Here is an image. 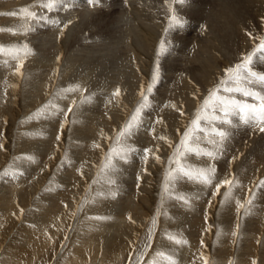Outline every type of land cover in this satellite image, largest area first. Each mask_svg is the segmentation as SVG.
Wrapping results in <instances>:
<instances>
[{"label":"bare ground","instance_id":"6f19581e","mask_svg":"<svg viewBox=\"0 0 264 264\" xmlns=\"http://www.w3.org/2000/svg\"><path fill=\"white\" fill-rule=\"evenodd\" d=\"M22 1L24 2V0H21V2ZM101 1L102 0H97V2L94 4H90V5L87 4V6H85L84 8L81 7L80 11L78 12L75 10H72L70 14H67L65 12V18L63 17L64 21L62 20L64 22V24L61 26L62 30L59 29L61 33L57 34L56 32H54V34H56V37H57L56 40H54L55 43L54 44L52 43L53 45H51L52 41L50 42L49 40L50 46L47 49L45 47L44 48L39 47L37 46L38 44L36 45L35 43H32L34 45H29L30 43L27 42V39L29 37L28 34H31L33 31L32 30L33 28L32 29L29 28L31 24L34 25L35 31L37 30L38 33H42L43 36H47L49 30L48 29L46 30L45 29L46 27L43 26L46 22V19H41L38 21L31 20L25 17L22 13H20L19 10L22 8L17 7L19 5L18 0H6V7L9 9H7L8 11H6V9L5 10L2 9L3 12L2 11L1 12L2 13L16 12V15L2 14V16L0 17V24H1L0 27L3 25V27L6 28V29L4 28L5 30L3 31H4V38L7 40L6 43L2 42L3 43L2 45L5 44L4 46H5L6 51L5 53L1 55V57L3 56V59H4L6 54H8L7 49L9 48V46H15L17 48H22L24 45H27L28 49H30L31 51H30V54L27 56H23V54H21L17 59L13 58L10 61L7 59V56H6V59H4L2 62V65L0 64V74L1 72L5 74L9 73V75L12 76L13 73L15 72L19 59H23V66H22L23 70L22 69L21 70L25 74L23 76L24 77L23 80L25 81L24 85L26 86V88L25 89L23 88L21 93L24 97L27 96L25 97V101L28 102L33 99L35 101V98L40 97V96L43 98V95L41 94L43 92H46V94L44 93L45 98L47 97L49 99V104L48 106L46 105V107L50 109V108H55L56 106V108H58V110L56 111H59L62 113V115L60 116L54 115L53 117V114H52L50 118L46 117V119L48 118L49 120L51 119L52 121L49 122L46 120L47 122L44 123V125L45 124L47 125L46 126L47 131L44 133L42 132L43 134H36V133L29 132L30 134L24 135V137L29 143L28 148L29 149L31 148L30 149L31 151L28 150L25 153H27L29 157L31 156L33 158L32 160L33 162L31 163L33 165L34 163H38V164L42 163L43 159H45L43 164L48 165V167H45V166L42 167L39 172H43V171L51 172L53 168H50V165L57 163V158L59 157V155L54 154L55 153L54 149H59L58 151H61L65 147L67 148L71 147V149H76L79 155H81V153L83 154V158L79 160L78 165L76 166L70 165L69 166L70 168L68 170L72 172L70 175L77 174L76 175L78 176L76 177L77 183L75 184L80 185L84 189V191L86 190L85 188L88 186L89 183H90L89 185L91 186L90 174L92 175V173L89 174V171L87 169L89 167L88 166V163H89L88 155L89 154L96 155L95 152L96 150H98L99 146L100 148H102V150L106 151L105 155L110 153L111 151L108 149V145H109V142L111 141H107V140L114 138L113 137L114 132H116L117 127H120V125L122 124V122H124V120L118 121L117 117L113 114L114 111L113 112L110 111L112 113H110L109 115H112V116L114 115V120L112 121L113 123H111L110 126L105 125L104 122H103L104 125H99L102 123L101 120L105 115L102 118H100L101 123H98L96 119L98 118V116L96 113H95L96 115H92L93 113H91L90 115L87 114L86 116L84 113L83 117L80 116L79 117L80 119L79 118L77 119L81 120L80 128H83V130L85 131V135L83 136H87V134H89L92 140L91 141L86 140L85 141L86 143L79 144V148L78 147L76 148V145L74 143L69 144L70 139L68 140V142H66L68 138L66 139L64 138V133L67 132L65 130L66 124H64L65 120L67 121L68 119L70 120V114L74 111L75 112L76 111L79 112V110L89 111V112L96 111L98 108L96 109L94 108L91 109V107L86 108L88 107L87 101L93 102L92 104H97V102H100V100H103V103H104L103 106L105 105L106 107L119 106V113L120 112L127 113V114L120 113L119 115H124V116L129 115L130 116V114L134 111L135 107L138 104V101L140 99L139 93L143 89L145 91V94L149 96L150 105L153 104V108L151 109V112L153 113H151L150 116H148V118L146 117H147V113L149 110H146V111L144 110L142 113L143 117L147 119V122L145 124H148V119L151 121L152 120L156 121L157 126H159L161 123L165 124V127L160 129L161 131L160 133L157 132L159 130H156L154 132L146 130L148 135H146L145 137L143 136L144 138L140 137L142 141H145L146 143H148L149 147L147 148L150 149L151 150L150 152L153 153L151 159L148 161V164H145L142 167L145 169L147 166H149L148 173L147 171L146 172L142 171L143 173H145V175H147V180L144 181L143 178L141 180L139 179L137 180L138 185H135L134 184L135 179H133V175L131 176L129 175L128 172L122 171L124 169L125 170L133 169L132 164L129 161H127L129 163L127 162L125 163L123 161L117 160L118 171L114 174H111V178L113 177L115 180V186L112 187V185L114 184H110L111 187L107 189V192H104L102 190L101 192H103L104 195H102L101 196L102 198H99L95 202L94 206L92 205V200L90 198L89 199L86 198V200L82 201L81 206L83 207V205L85 204L86 211L83 212L81 215L82 208H79V210H77V207L76 208L74 207L75 209H73L72 211L69 209L72 212V213L70 212V214H68V212L67 213L65 212L66 214H60L61 211L63 210V209L61 210L63 206L58 205L60 203L59 199L61 198V197L59 198V196H60V193L62 191L64 192L65 189L67 188V186L64 189L62 188L67 184L65 183L66 181L62 180L61 183H58L57 181V184H56V186H58L57 188L55 186L53 187L48 186V190H43L42 192L40 191L43 195L49 194L50 196H53L56 193V195L53 197L45 198V197L40 196L39 194L40 192L37 193L35 191L38 185H42L41 182H36L35 180L37 179L42 180V178L40 177L38 178L34 176V173H31L28 170L27 172L23 170L24 172H26L27 177L23 178V180L20 179L19 181H17L16 179V182L14 181L10 183L9 185H6L8 177L6 178V175H5V181L4 179L0 178V183H1L0 184V187H1L0 188V253L2 252L1 258H0V264H18L19 263L18 261H20L18 260L19 257L23 255H24L23 257H26L25 254L28 253L32 247L35 250L32 248L33 250L30 251V253L33 255L32 256L30 255V257L34 258L36 256L37 259H33L34 262L30 261L29 264H45V263L51 264L52 263L51 257L52 256L54 257L55 253L59 251V249H61L60 246L62 245V241H63L62 239H64L65 236L67 235V232H68L67 230L70 228L73 222L75 224L76 221L79 219L80 221H83L82 222L83 225L82 224L77 225L78 227L76 226L77 228L76 230L74 229L73 226H72L73 228L71 227L72 228L71 230L69 229L72 237L75 236L73 238L75 240L74 243H71V245L69 243V245L71 247H74V249L70 251L71 255L68 254V256L66 255V257H63L62 255L63 259H61L62 262L60 264H115V263H112V260L119 259L120 255L126 250V248H128L129 244L126 242H129L128 240L130 239V237L137 239L138 237L137 234L141 235L142 229L140 227L145 228L147 224L152 227L154 226L153 223H151V221L153 220L151 219L149 220V217L154 216L155 213H158L156 210V202H157L156 199H158L156 197L159 196L158 195L159 189H158L157 184H159L162 181L161 180L159 182L160 177L162 178L161 173L162 172L164 173V168H163L165 164L164 158H168L166 156L169 155L171 151L173 152L172 148L176 143L175 140L178 139V137L181 135V132L183 131L185 132V129L191 123V118L194 117L197 114L198 109H200L203 106V103L206 99H208L210 92L216 87H219V89L221 90V86L220 85L218 86V84H220V82L224 80L225 76H228V74L225 72V69L234 68L236 64L243 62L244 56L252 55V62L250 64V68L257 73H264V59H261V56L264 55V49L257 50L260 44L259 38L264 37V0H214V7H212L210 13L208 12L209 13L208 16L211 17V20L210 18H207L206 16V18H204V23L202 22L203 19L200 15L202 13H200L199 10L193 11L191 7L190 8L187 7V6L192 5V3L194 4L200 1L202 2V0L200 1L199 0H187L186 2L187 4L186 3L178 4L176 3V0H171L172 8L175 10L176 14L185 21V23L183 24V27L172 28V29H168V19L169 18L167 19V17L170 14L167 13L166 11L167 5L165 4V0H120L122 1V4L120 5L119 9H117V12L114 13V11H112L113 12L112 13L110 12V9H102L98 12V16L90 20L91 22L87 21L86 19L90 18L88 17L89 14L93 11H96L95 9L98 8L97 5ZM31 2L32 1H30V3ZM137 2H139L140 5L142 4L143 7L138 6L137 4L139 3ZM41 4H42V0H34V3L32 2L31 7L37 10L40 9L44 11L45 13L49 12L48 14L44 16L41 15V17H47V19H51V16L53 17L55 14V12L53 11L55 10V8L52 10H47L43 8ZM68 4L70 3L68 2ZM63 5L64 4H61L62 7ZM28 6H29V2H28ZM25 7H27V3ZM65 7H68L67 4ZM65 7L63 9H65ZM69 7H71V5ZM27 8L29 9V7ZM68 9L69 8H67V10ZM40 13L42 14V12ZM56 13L58 14V12ZM117 13H118V16H117ZM57 14L56 16H54V19L61 18L58 16L59 14L58 15ZM111 16H114V17L111 19ZM84 21L86 22V26L84 25L85 28L81 29L80 32H76V34L78 33V35L81 38L78 40H82L83 42L81 43L82 45L86 44V40H88L89 38H92L94 40V38L99 39L102 36V38L105 40L104 35H107L109 39L114 40L115 38L111 36L114 32L115 33L118 32L119 34H121L120 38L118 35L117 42L109 40L108 43L111 44L110 46L113 45L112 48L114 47L116 48V52H117L116 54H119V56H122V53H118V51L123 52L125 55H127L126 58L130 61V63L131 61H133L134 67H133L132 72H127L125 70L121 71V68H118V71H117V69L114 68L113 70H110L112 74L108 70L109 74L107 75L105 73L107 69L103 70V68H105L109 64V63L105 64L106 61L104 62V60H109V58L107 57L108 52L106 54L103 53L101 58H96L97 59L96 62H98V64L96 65V67H94V69L87 67L86 69L76 70V67L79 66V64L77 63H80V61L86 62L87 58L85 57L82 58L79 56L70 55L68 56L69 59H67L66 61L63 60L64 56H66L64 55L65 54L64 51L70 48L73 49V46H75L76 44V40L74 41V39H73L74 42H72L71 44H68L70 41L68 37L69 35H72V34H69V32H71L74 29L78 31L79 29L76 27L80 25V23H83ZM122 22L123 24H121ZM113 23H116V24L118 23V26L115 25L114 29H111L110 27ZM191 24L193 25V27L197 25H200L201 27V25L203 24L204 26L202 28L199 27L200 32L197 33L198 34V38H196L197 42H195L196 39L193 40L194 42L193 46L191 47L189 45L190 46L189 50H186V47H184L185 45L184 40L188 42L190 38H187V37L197 36L195 31L192 29V27H188ZM65 25L67 26L65 27ZM205 27H208V28L213 27L212 28L213 30L207 31ZM165 29H168V30L165 31ZM53 31L54 30H52V32ZM218 31L221 32L222 34H218ZM162 40L165 42V46L167 48V51L165 53H168L167 55H165V53L163 54L158 53V47ZM113 42H115V44ZM88 43H89L87 44L88 46H84V47L92 46L91 45L92 43L91 44L90 42ZM122 44H126V46L125 45L122 46ZM0 45H1V41H0ZM107 46L109 47V45ZM107 46L105 45L106 48ZM95 47L92 48V54L94 53L93 49H95ZM224 47H225V50H224ZM77 50L78 49L76 48V51ZM101 50L105 51V49H102V48ZM182 50L183 52L185 50L187 51V52L185 51L186 54H184L185 56H183V58L179 57V55L181 54L180 51L182 52ZM98 51L100 50L98 49ZM216 51H218L219 53H222V55L225 53V59H222L221 60L222 63L220 64L218 63L217 60L221 59V57H219L218 55H216V53H214ZM174 53H177L178 56L177 54H174ZM94 54H96V52ZM173 55H176V57L172 59V57H174ZM114 58L115 57H113V59ZM93 59H95V57ZM90 60L91 59H89V61ZM75 64H77L78 66H76ZM89 64H90L89 66L91 65L93 66L91 62ZM115 64L117 65V61L115 62ZM81 67L84 68L82 65ZM157 67L159 69L163 68L165 71V74L167 73L165 78L164 77L161 78L160 74L158 75V79H157L158 84H161V79H162L163 85L161 86H163V89L166 87V85L168 86L167 88L164 89V93H162V95L160 96L161 99L158 100V102L153 103V100L150 99V97L154 94L153 90L152 92L148 93L147 87L148 85H152V89L156 88L155 87L156 83H153L152 77L155 74ZM153 69H155V71L151 72ZM8 76L4 78L9 80L10 76L9 77ZM10 80L9 82L12 81ZM54 83H56L55 85H57L55 89H53L52 87V84ZM65 84H69L68 87H66ZM77 85L79 86V88L76 89L75 91H70V92L66 91L67 89L72 88ZM227 86L234 87L235 85L233 82L229 81ZM240 86L249 88L250 90L259 92L262 95H264V84L258 81H255L251 77H249L248 81H242ZM32 87L35 90L33 89V91H30L32 90ZM116 89L120 90L119 97H115L113 95ZM159 91L161 92L160 89ZM155 95L158 96V94H155ZM219 95L231 96L238 100L245 101L247 103L257 102L254 97H245L241 93H237V92L228 93L223 90L222 92H220ZM154 96H152L151 98L155 99ZM50 98L57 99V100L51 101L53 103L52 104L50 102ZM86 98H90V99H86ZM36 99L38 100L39 98H36ZM79 100H82L83 102H85L86 105L80 107L78 105ZM54 102H57V103H54ZM1 103H0V106H1ZM29 103L28 104L24 103L22 107L23 103L20 102L19 103L20 109L22 110L24 108L23 111L30 112L31 111L30 109L31 108L33 109L36 103L34 106L29 105ZM173 105H175V107H173ZM84 108H86V110H84ZM69 109H71L72 112L69 111ZM9 111L11 113V110H8V112ZM209 111L210 112L208 114L212 115L213 113L211 109H209ZM214 114L223 116L220 112H217V111ZM5 115L6 114H4L3 109L2 110L0 109V120L2 119V116H5ZM112 116H111V119H113ZM99 117H100V114H99ZM109 117H105V118H109ZM9 118L11 119L12 117H9ZM228 118L231 121V123H228V124L222 123L219 120L211 121V122L207 121V123L203 125V128H208L209 131L205 134H202L201 132H200L201 134L196 133V135H198L200 138H204L205 140L206 139L207 140L219 139L218 137L211 134V128L216 127V126L220 129L224 128L225 129L224 131L228 133V137L223 143L222 150L218 153L215 159H210L206 156H197V155L190 154L186 156V158L188 159L184 161L187 164V166H188V163H191L189 165L193 166L194 170L198 167H203V166H207L210 164L216 169V173H215L214 182L212 186H210V190L208 189L209 187H206V190H207L206 193L208 192L207 197L201 196L197 198V196H195L192 198V195H188V193H186L187 197L192 198L191 206L186 205L183 201L180 200V202H182L181 206H183L184 210L186 209V212L188 213L186 212L181 213L183 210L179 213V215L177 213V215L180 217V218L178 217L180 219V222L177 217H176L177 219L175 220H178L179 225L177 224V221L172 220V222L173 221L174 222H173V225H170V226H175L173 228H176V224H177L178 230H177V233L175 232L177 234L176 236L178 238H182L186 240L187 243L183 245H176L177 250L173 252L172 254H170L175 260L176 264H204L205 259H207L210 262V260H212L211 257L214 253L215 248L217 250L219 249V246L223 247V250L229 253L230 244H227L226 242V244L224 245L223 242H221L220 240L222 239V236L225 233H227V236L230 235V237L233 235L234 226L229 225L228 224L229 222L227 224L224 223L225 225L223 224V226H221L223 228H226V230L224 229L220 231L219 234L217 235L215 233L216 238H215V243L213 244V240H214L212 237L214 235V234L212 235V233H214L213 224H215L216 221L213 222V218L211 219L210 215L212 214L213 216V212H214L213 210L216 208V204H218L217 203L218 195H213V192L215 191L216 183H219L223 179H229L230 176L234 173V170L239 169L235 176L236 181H239L238 185L240 187L238 189H241L244 195L249 193V196H250L251 195L250 191L253 190V186L255 187V180L256 179L258 180V178L260 179L261 176L264 177V132L260 131V129L258 130V128L264 125H258L255 121H249L248 123H245L241 119V115L238 112L231 114ZM5 126H8L7 123ZM5 126H3V128H8ZM157 126L155 128H157ZM253 128H255V130H253ZM146 129H149V128H146ZM24 131H27V130H24ZM62 133H63L64 139L61 140ZM33 134H36V135H33ZM19 135H21V132ZM55 136L57 137L55 138ZM161 136L166 137L167 139H163V140L159 139V137ZM233 137L235 138L233 139ZM3 138H4V130H3V133L0 131V145H3L4 147L6 143L4 142ZM16 139H21V138L18 137ZM96 139H98L97 142H93V140H96ZM154 139L155 141L159 142L160 140L164 143L163 144L164 147L158 148L157 146L156 153L154 152L155 150H153V147H156V145L158 144L154 143L155 144L154 146L151 145V142H153ZM63 140H65L64 142H66V145L63 143ZM35 141H38L39 143H35ZM200 141L204 142V140H200ZM16 142H17V145L20 144V142L18 141ZM79 143H81V141H79ZM204 144L205 145L203 146L200 145V146L205 148L207 144L205 142ZM9 145L11 144L9 143ZM9 145L7 147H9ZM23 145H24V148L25 146H27V144H24V143ZM97 145L99 146L97 147ZM3 147H0V167L1 168L3 167V164L7 162L6 159L8 157L4 155ZM81 148H82V151H80ZM50 149H52L51 154L48 153ZM206 149L212 150V147L210 146ZM9 152L11 151L7 152L10 157L11 154ZM71 152L72 150L70 151V153ZM30 153H35V154L32 156ZM60 153H62V151ZM98 153H101V152H98ZM24 156L26 157V154ZM100 156H102V154ZM156 156L160 157L159 161L155 159ZM101 158H99L98 163ZM138 158H140L138 159V163L144 162L142 155L138 156ZM58 159H61V157ZM243 162H246V164H244V167L240 169L241 167L240 163H243ZM104 164H105V159L102 164V167L104 166ZM30 167L33 168L32 165ZM5 168L7 169V167ZM54 169L57 170L58 168L55 167ZM86 169L87 171L85 172L84 170ZM3 170L4 169H2L1 171ZM61 171L62 170L60 169V172ZM117 173L119 175H117ZM18 176H22V175H18ZM18 176L14 178H17ZM70 177L74 178L75 176H70ZM28 178L31 179V182L28 181ZM98 178H100V176ZM180 178L186 179L187 181H189V179L183 176H180L178 179ZM125 180H128L129 182L125 183ZM190 181H193V180H190ZM73 182H75V180H73ZM132 182H133V185H132ZM191 183L192 182H190L189 184L190 186L188 187H191L192 185ZM194 183L196 182L194 181ZM182 184L184 185V182ZM122 185L127 186L126 190L132 191L135 194L128 195L125 192L124 187ZM163 185H164V182H163ZM196 185H199V184L196 183ZM106 186L108 187L107 184ZM222 188H221V191H222ZM74 189L75 188H73V190ZM198 189L200 188L197 186L196 191ZM182 190L184 192L186 188L185 190L184 189ZM89 191H92V190H89ZM193 191H195V189ZM261 191L263 192V190ZM71 192L69 190V194L73 195L71 194ZM110 193H115V195L113 196ZM91 194L92 192H89L88 195L86 196L88 197ZM255 194H256V199L255 201L252 200V209H255V208L261 209L260 217L264 218V199L260 198L259 193L255 192ZM23 195L27 199L25 203L22 199ZM261 196L264 197V192L261 194ZM253 198H255L254 194H253ZM70 199L73 200L74 198H70ZM30 201L32 205L26 213L28 214L27 217H25L26 215L24 213L26 211L24 210V204H26L27 202H29L28 204H30ZM237 201H239L240 203H244L242 200V197H239L238 195H236V196H232L230 200L222 201L223 203L222 206L223 208L230 207L234 210H237L239 209ZM20 203L22 204L19 205ZM17 205L19 206V208H17ZM77 205H80V203ZM87 206H88V210H87ZM109 207H111L114 213L112 212L108 213ZM101 209L102 211L107 212L108 214L106 215L103 214L104 212L100 211ZM23 210L25 212L22 214H24L25 216L21 215V212H23ZM67 210L68 209H66V211ZM96 210H99V211H96ZM176 212H175V215L174 214H171V215L177 216ZM67 214L70 215L68 216L69 219L67 217ZM171 215H168L169 218H171ZM92 218L96 219V221L99 222L98 226L90 227L89 223H85L87 222V220H93ZM210 227H211V231H210ZM12 230H13V234L12 235L10 234L9 236V231L11 232ZM253 232H254V235H256L255 233H257V229H254ZM83 235H85V238L82 240L81 237ZM169 235L171 234L169 233ZM165 237L167 239L166 235ZM57 238H60V239L58 240ZM5 239L7 240V243L6 242L3 243ZM139 239L140 238H138V240ZM167 240L165 241V244L166 242L169 241ZM146 241H149V240H146ZM216 245L218 246V248ZM251 247H254V246L252 245ZM25 249L27 251H25ZM247 250L249 249L247 248ZM133 252H131V254ZM252 252H249V253H252ZM66 253L63 252L64 255ZM220 253H221V250H220ZM108 256H111L112 259L110 257H109L110 259H107ZM251 256H254V255H251ZM157 257H158L157 260L155 258V260L157 261V264H168V261L165 260L164 258L159 257V256ZM219 257H220L219 261H223L222 256H219ZM246 258L247 257H244V254L241 255L237 253V259L242 260L243 262L244 261L246 262L247 260ZM52 260L55 261L54 258H52ZM238 262H241V261H238ZM223 263L225 262L223 261Z\"/></svg>","mask_w":264,"mask_h":264},{"label":"rangeland","instance_id":"374dc122","mask_svg":"<svg viewBox=\"0 0 264 264\" xmlns=\"http://www.w3.org/2000/svg\"><path fill=\"white\" fill-rule=\"evenodd\" d=\"M30 1H32L33 3H34V0H30ZM30 1H28V0H24V2L22 1L21 2V0L19 1L18 0V6L17 7H20V8H25V6H26V3H27V7H29V10H31L32 9V11H34V12H37V15L38 16H40L41 17V15L42 16H44V15H46V14H48L49 12H44V11H42V10H37V9H33V7H31V4H32V2L30 3ZM77 1V2H76ZM200 1V0H199ZM28 2H29V6H28ZM68 2L70 3V4H68ZM87 2V3H86ZM89 2V0L87 1V0H66V3L63 5V7L61 6V4H58L56 7H55V10H53L54 12H55V14H54V16H56V12H58V16L59 17H61V18H55L54 19V16L52 17L51 16V19H46V22H45V24L43 25V26H45L46 28V30L48 29L49 31H48V34H47V36H43V34L42 33H38L37 32V30L35 31V27H34V25H30V27L29 28H33L32 30V33L31 34H28V39H27V42L28 43H30L29 45H34V44H32V43H35L37 46H39V47H42V48H49V46H50V44H49V40H50V42H51V45H53L54 43H55V41L54 40H56V34H54V32H56L57 34H59V33H61L60 32V30H62L61 29V26L64 24V20H63V17L65 18V12L67 13V14H70L71 12H72V10H75V11H80V9H81V7L82 8H84L85 6H87V4H89L90 5V3H88ZM120 2V3H119ZM186 2H187V0H186ZM207 2V3H206ZM209 2H211V3H209ZM5 3V4H4ZM23 3V4H22ZM25 3V4H24ZM36 3V2H35ZM86 3V4H85ZM106 3V4H105ZM114 3H116V4H114ZM137 3H139V2H137ZM205 3V4H204ZM209 3V4H208ZM3 4V5H2ZM66 4H67V6L68 7H65L66 6ZM103 4V5H102ZM122 4V1H120V0H102L101 2H99V4L97 5L98 6V8L97 9H95L96 11H93V12H91L90 14H89V16L88 17H90V18H87L86 20L87 21H90V20H92V19H94V17H96V16H98V12L100 11V10H102V9H110V12H112V11H114V13L115 12H117V9H119V7H120V5ZM187 4V3H186ZM71 5V7H69ZM78 5H79V7H78ZM104 5H105V7H104ZM110 5V6H109ZM138 6H141V7H143V5L141 4L140 5V3L139 4H137ZM6 7V0H0V13H2L3 12V10L2 9H6V11H8L7 9H9V8H5ZM61 6V7H60ZM101 6H102V8H101ZM113 6H114V8H113ZM193 6V7H192ZM202 6V7H201ZM65 7V9H63ZM107 7V8H106ZM116 7V8H115ZM187 7H191L192 8V10L193 11H198L199 10V12L200 13H202V14H200L201 15V17H202V19H203V23H204V18H206V16H207V18H210V20H211V17L210 16H208V14L210 13V11H211V9H212V7H214V0H202V2L200 1V2H198V3H192V5H190V6H187ZM60 8H62V9H60ZM67 8H69L68 10H67ZM71 8V9H70ZM75 8H77V9H75ZM203 8V9H202ZM58 9V10H57ZM79 9V10H78ZM116 9V10H115ZM66 10V11H65ZM69 10H71V11H69ZM204 10V11H203ZM2 11V12H1ZM39 11V12H38ZM64 11V12H63ZM186 11H188V10H186ZM40 12H42V14L40 13ZM209 12V13H208ZM113 13V12H112ZM61 14V15H60ZM63 14V15H62ZM113 15V14H112ZM2 16V14H0V17ZM117 16H118V13H117ZM114 16H111V19L113 18ZM53 18V19H52ZM169 18V16L167 17V19ZM49 20H55V21H59V23H56V24H58V25H56V24H52V23H48V21ZM63 20V21H62ZM85 20V21H86ZM83 22V23H80V25H78L76 28H78L79 30L77 31V30H72L71 32H69V34H72V35H69V43L68 44H71L72 42H74L75 40H76V44H75V46H73V49L72 48H70V49H66L64 52H65V54L64 55H66V56H64V61H66L67 59H69V57L68 56H70V55H72V56H79V57H82V58H87L86 59V62H83V61H80V63H77V64H79V66L77 65V64H75L76 66H78V67H76V70L77 69H86L87 67H89V68H91V69H94V67H96V65L98 64V62H96L97 61V59L96 58H101V56L103 55V53L104 54H106L107 52H108V54H107V57L109 58V60H104V62H105V64H108V66H106L105 68H103V70H106V74L108 75L109 74V71L110 70H113L114 68L115 69H117V71H118V68H121V71H127V72H132V70H133V61H131V63H130V61L126 58V56L127 55H125L123 52H119L118 51V53H122V56H119V54H116L117 52H116V48L114 47V48H112L113 47V45L112 46H110L111 44H109L108 42H109V40L110 41H115V42H117L118 41V35H119V38L121 37V34H119L118 32L117 33H113L111 36H113L115 39L114 40H112V39H109L108 37H107V35H104L103 37L105 38V40L102 38V36H101V38H99V39H95L94 38V40L92 39V38H89L88 40H86V44H84V45H82L81 43H83L82 42V40H78V39H81L80 38V36L78 35V33L76 34V32H80V30L81 29H84L85 28V26H86V22ZM41 22V21H40ZM91 22V21H90ZM48 23V24H47ZM68 23V22H67ZM66 23V24H67ZM71 23V22H70ZM51 24V25H50ZM60 24V25H59ZM121 24H123V22L121 23ZM193 24V23H192ZM189 25L188 27H192V29L195 31V33H196V35L197 36H195V37H187V38H190V42L188 41H186V40H184L185 41V45H184V47H186V50H189V48H190V46L192 47L193 46V44H194V42H193V40H195L196 38H198V34L197 33H199L200 31H199V29L200 28H202L203 26H204V24L203 25H201V27H200V25H197V26H195V27H193V25ZM1 25V24H0ZM49 25V26H48ZM85 25V26H84ZM113 25V26H112ZM111 25V29H114V27H115V25L116 26H118V23L116 24V23H113ZM53 26V27H52ZM60 26V27H59ZM200 27V28H199ZM0 28H2V29H4L5 27H3V25L0 27ZM210 28H211V30H210ZM213 27H205V29H207V31H212L213 29H212ZM6 29V28H5ZM60 29V30H59ZM209 29V30H208ZM215 29V28H214ZM52 30H54L53 32H52ZM56 30V31H55ZM58 30V31H57ZM216 30V29H215ZM8 31V30H7ZM9 32V31H8ZM33 32H34V34H33ZM73 32V33H72ZM111 32H112V30H111ZM37 33V34H36ZM2 34V35H1ZM40 34V35H39ZM46 34V33H45ZM74 34V35H73ZM218 34H222L221 32H219L218 31ZM50 35V36H49ZM116 35V36H115ZM110 36V37H111ZM0 41H1V45L3 44L2 42H5L6 43V39L4 38V31H0ZM35 37H36V39H35ZM73 37V38H72ZM73 39H74V41H73ZM90 39H91V41H90ZM72 40V41H71ZM78 40V41H77ZM101 40V41H100ZM103 40V41H102ZM94 41V42H93ZM100 41V42H99ZM104 41H105V43H104ZM43 42V43H42ZM88 42H90V44L92 45L90 48L89 47H84V46H88L87 44H89ZM115 42H113L114 44H115ZM193 42V43H192ZM195 42H197V39L195 40ZM53 43V44H52ZM67 43V42H66ZM96 43V44H95ZM184 43V42H183ZM186 43H187V45H186ZM190 43V44H189ZM192 43V44H191ZM40 44V45H39ZM77 44H78V46H77ZM95 44V45H94ZM5 45V44H4ZM42 45V46H41ZM81 45V46H80ZM100 47H98V46ZM105 47V45L107 46V45H109V47L107 46V48L105 47H103V46ZM126 46V44H122V46ZM190 45V46H189ZM96 46V47H95ZM74 47H75V49H74ZM95 47V49H93V52L95 53L96 52V54H92V48H94ZM76 48L78 49L77 51H76ZM81 48V49H80ZM97 48V49H96ZM101 48L102 49H105V51L104 50H101ZM111 48V49H110ZM80 49V50H79ZM83 49H84V51H83ZM88 49H90V50H88ZM98 49L100 50V51H98ZM68 50V51H67ZM86 50H88V51H86ZM98 52H97V51ZM108 50V51H107ZM110 50V51H109ZM185 50V51H186ZM224 50H225V47H224ZM70 51V52H69ZM83 51V52H82ZM115 51V52H114ZM183 52V50H182V52L180 51V55H179V57H182L183 58V56H185L184 54H186V52ZM69 54H68V53ZM102 52V53H101ZM111 52V53H110ZM75 53V54H74ZM87 53H88V55H87ZM101 53V54H100ZM214 53H216V55H218L219 57H221V59H218L217 61H218V63L220 64V63H222L221 62V60L222 59H225V53L222 55V53H219L218 51H216V52H214ZM84 54V55H83ZM98 54H100V55H98ZM168 53H165V55H167ZM174 54H177V53H174ZM222 56H221V55ZM1 55L2 54H0V60H2V61H0V64L2 65V62H3V60L4 59H6V56H7V59L10 61V60H12L13 59V57L11 58V55H9V54H6V56L4 57V59H3V56L1 57ZM89 55H90V57H89ZM94 55V56H93ZM117 56V58H116V56ZM91 56H93V57H91ZM97 56V57H96ZM115 57L114 59H113V57ZM124 56H125V58H124ZM174 57H172V59L173 58H175L176 57V55H173ZM177 56H178V54H177ZM224 56V57H223ZM9 57V58H8ZM66 57V58H65ZM95 57V59H93ZM223 57V58H222ZM2 58V59H1ZM181 58V59H182ZM89 59H91L90 61H89ZM122 59V60H121ZM172 59H170V60H172ZM127 62H126V61ZM114 61V62H113ZM117 61V65L115 64V62ZM88 62V63H87ZM92 63L93 64V66L91 65V66H89L90 64L89 63ZM122 62V63H121ZM84 64V65H83ZM81 65L84 67V68H82L81 67ZM86 65V66H85ZM124 65V66H123ZM130 65V66H129ZM132 65V66H131ZM122 66V67H121ZM79 67H81V68H79ZM132 68V69H131ZM75 69V68H74ZM127 69V70H126ZM23 70V69H22ZM21 70V71H22ZM109 70V71H108ZM155 71V69H153L151 72H154ZM85 72V71H84ZM159 74H160V77L162 78V77H164L165 78V76H166V74H165V71H164V69L163 68H161V69H159ZM22 73H23V71H22ZM110 73L112 74V72L110 71ZM1 76V78H0V103H1V101H2V103H1V106H0V109L2 110L3 109V112H4V114H6L5 116H2V119L0 120V131L3 133V130H4V142L6 143V147L4 146L3 148H4V155H6V156H8L7 157V159H6V161L7 162H5L4 164H3V167L1 168L0 167V169L2 170V169H4L3 171H1L0 170V178L1 179H4V181H5V175H4V172L5 171H8V175H6V178L8 177V180H7V184L6 185H9L10 183H12V182H16V179H17V181H19L20 179H22L23 180V178H26L27 176H26V172H27V170L28 171H30L31 173H34V176H36V177H40V178H42V180H35L36 182H41V184L43 185H38L37 186V189H35V191L38 193V192H42L43 190H48V186H55L56 188L58 187V186H56V184H57V181H58V183H61V181L62 180H64V181H66L65 183H67L64 187H62L63 189L64 188H66V186H67V188L65 189V191L63 192H61L60 193V196H59V206L61 205V206H63L62 208H61V213L60 214H66L67 212H68V214H70V212L73 210V209H75L76 207H77V210H79V208H82V210H81V215H82V213L83 212H85L86 211V205L84 204L83 205V207L81 206V202L82 201H84V200H86V198H90L91 200H92V205L94 206V204H95V202L99 199V198H102L100 195H97V193H99V192H101L102 190L104 191V192H107V189H109V187H111V185L110 184H108L107 182H106V180H107V178H108V175L104 172V166L102 167V164H103V162H104V159H105V152L106 151H104V150H102V148H100V146L98 147V150H96V155L94 154V155H88V160H89V163H88V171H89V174L90 173H92V175H93V177H92V175L90 174V176H91V186L88 184V186H90V187H86L85 189V191H84V189L80 186V185H77V184H75V183H77V178L76 177H78V176H76L75 174H72V175H70L72 172L70 171V170H68L70 167V165L71 166H76V165H78L79 164V160L81 159V158H83V154L81 153V155H79V153L76 151V149H71V147L70 148H67V147H65L64 149H62L61 151H62V153H60L61 151H58L59 149H54V154H56V155H59V157L58 158H60L61 157V159H58L57 158V163H55V164H51L50 165V168H53L52 170H51V172L50 171H43V172H39L40 171V169L42 168V167H48V165H44L43 163H44V161H45V159H43V162L42 163H34V165L33 164H31L33 161V159L32 160H29L28 159V157H29V155L27 154V153H25L26 151H28V150H30L29 148H28V141L26 140V138L24 137V135H28V134H30V133H36V134H43L44 132H46L47 130V125L45 124L44 125V123H46L47 121H52L51 119L49 120L48 118H50V116H52V113L53 112H55L56 114H55V116L57 115V116H60V115H62V113L61 112H59V111H56V110H58V108H56V106H55V108H50V109H48V107H46V105L48 106V104H49V99L46 97L45 98V94H46V92H43L41 95H43V98L40 96V97H36V98H39L38 100L35 98V101H34V99L33 100H31V101H25V97H27V96H23L22 95V89L24 88H26V86L24 85L25 84V81L23 80L24 79V73L21 75L20 74V76H19V74H17L16 73V71L13 73V75L11 76V75H9V73H2L1 72V74H0ZM10 76V78H11V80L13 81H11L10 80V78H9V80L11 81V82H9V80L8 79H5L4 77H6V76ZM164 75V76H163ZM8 76V77H9ZM23 77V78H22ZM2 78H3V80H2ZM14 78V79H13ZM153 78V77H152ZM15 79H16V81H15ZM225 80H227V76H225V78H224V80L223 81H225ZM160 81V80H159ZM163 80L161 79V84H158V80H156V88H153L152 90H153V95L152 96H154L155 94H158V96H154L155 97V99H153V98H151L150 97V99H152L153 100V103H156V102H158V100H160L161 98H160V96L162 95V93H164V89L165 88H167V86L168 85H166V87L163 89V86H161V85H163V82H162ZM20 82V83H19ZM29 84H31V83H29ZM34 84V83H33ZM56 83H54V84H52V87H53V89H55L56 87H57V85H55ZM54 85V86H53ZM68 85L69 84H65V86L66 87H68ZM221 86V90L219 91V94H220V92H222L223 90H224V87H225V85L223 86V84H221V82H220V84H218V86ZM12 86H13V88H12ZM33 87H32V90H30V91H33ZM156 89H157V91H156ZM159 89L161 90V92L159 91ZM2 90V91H1ZM18 90V91H17ZM35 90V89H34ZM152 92V91H151ZM156 92V93H155ZM158 92H160V93H158ZM5 93V94H4ZM16 93V94H15ZM45 93V94H44ZM22 95V96H21ZM31 95V94H30ZM3 96V97H2ZM2 98H4V99H2ZM6 98V99H5ZM42 98V99H41ZM19 99V100H18ZM48 99V100H47ZM53 98H50V102L51 101H55V100H57V99H53ZM86 100V99H85ZM155 100V101H154ZM40 101V102H39ZM96 101H98V100H96ZM96 101H94V102H96ZM23 103L22 104V107H23V105H24V103H26V104H28L29 102V105H35V103H36V105L33 107V106H31V107H33V109L31 108L30 110V112L29 111H23L24 110V108L21 110L20 109V106H19V103ZM32 102V103H31ZM102 102V103H101ZM52 103V102H51ZM54 103H57V102H54ZM73 103V102H72ZM93 102H89V101H87V106L88 107H86V108H90L91 107V109L92 108H94V109H96V108H98L96 111H94V112H89V111H82V110H79V112H72L71 114H70V120L68 119V121L67 120H65V122H64V124H66L65 125V130L67 131V132H65L64 133V138L66 139V138H68L67 139V141L66 142H68V140L70 141L69 142V144H72V143H74L75 145H76V148L78 147L79 148V144H84V143H86L85 141L86 140H89V141H91L92 140V138L90 137V135L89 134H87V136H83V135H85V131L83 130V128H80V124H81V120H79L80 118V116H84V113H85V116L88 114V115H90L91 113H93L92 115H96L97 114V116H98V118H96L97 119V122L98 123H101V124H99V125H107V126H110L111 125V123H113L112 121L114 120V115L117 117V120L119 121V120H121V121H123L124 120V122H122V126L120 125V127H117V129H116V132H114V134H113V141H114V143H113V141L111 140V139H108L107 141H111V142H109V145H108V149L110 150V151H112L114 148H116V149H118V147H119V145H118V141H117V139H115L116 137H117V135H118V133H119V131L124 127V124H125V122L128 120V119H130V116L129 115H126V116H124V115H119L120 113L121 114H127V113H125V112H120L119 113V106H113V107H106V105L105 106H103L104 105V103H103V100H100V102H97V104H92ZM3 104V105H2ZM53 104V103H52ZM78 105L80 106V107H82V106H84V105H86L85 104V102H83L82 100H79L78 101ZM96 106V107H95ZM97 106H99V107H97ZM11 107H12V109H11ZM39 107H41V108H39ZM45 107V108H44ZM8 108V109H7ZM28 108H30V107H28ZM44 110H43V109ZM86 108H84V110H86ZM153 108V104L149 107V109L147 108L146 110H149L148 111V113H147V117L146 118H148V116H150V114L151 113H153V112H151V109ZM5 109V110H4ZM7 109V110H6ZM38 109H40V110H38ZM106 110V112H105V110ZM107 109H108V111H107ZM113 109V110H112ZM8 110H11V113H10V111L8 112ZM29 110V109H28ZM33 110V111H32ZM42 110V111H41ZM145 110V111H146ZM5 111H6V113H5ZM39 111V112H38ZM100 111V112H99ZM103 111V112H102ZM110 111H114L113 112V116L112 115H109L110 113H112V112H110ZM32 112V113H31ZM58 112V113H57ZM118 112V113H117ZM210 112V111H209ZM217 112H219V110H217ZM46 113V114H45ZM96 113V114H95ZM108 113V114H107ZM155 113V112H154ZM221 113V112H220ZM59 114V115H58ZM99 114H100V117H99ZM102 114V115H101ZM149 114V115H148ZM222 115H223V113H221ZM105 115V116H104ZM110 117H109V116ZM37 116V117H36ZM104 116V117H103ZM111 116H112V118L113 119H111ZM120 116H122V117H120ZM129 116V117H128ZM163 116V115H162ZM196 116V115H195ZM195 116L194 117H190L191 118V121L193 120V118H195ZM9 117H12L13 118V120H12V118L10 119ZM29 117H32V118H29ZM46 117H48L47 119H46ZM53 117H54V115H53ZM96 117V116H95ZM103 117V118H102ZM105 117H109V118H105ZM77 118H79V119H77ZM100 118H102V120H101V122H100ZM77 119V120H76ZM85 119V118H84ZM95 119V120H96ZM108 119H109V121H108ZM12 120V121H11ZM47 120V121H46ZM18 121V122H17ZM67 121V122H66ZM70 121V122H69ZM69 122V123H68ZM79 122V123H78ZM103 122H104V124H103ZM147 122V119H145L144 117H143V115H142V123H141V125L138 127V129H136V130H134V133H133V135L131 136V137H129L128 139H127V141H126V143L130 146V147H132V148H135L136 149V152H134V153H131L130 155H129V157H128V159H127V161H129L131 164H132V167H133V169H127V170H122V171H125V172H128L129 173V175H133V179H135V182H134V184L135 185H138L137 184V180H139L138 179V176L139 177H141V179L143 178V180L144 181H146L147 180V175H145V173H143L142 171H144V168H142L145 164H148V161L151 159V157H152V155H153V153L152 152H150V154H149V158H148V160L147 161H145L144 160V162L143 163H138V159H140V158H138V156H143L144 155V152H143V150L145 149V148H147V147H149V145H148V143H146L145 141H142L141 140V138L144 136H146V135H148L147 134V132H146V130H149V131H151V132H154V131H156V130H159V131H157V132H161L160 131V129L161 128H164L165 127V124L164 123H161L159 126H157L156 124V121H154V120H149L148 119V124H145ZM155 122V123H154ZM6 123H7V125L8 126H5L6 125ZM14 123V124H13ZM205 123H207V121H202L201 122V127L203 128V125L205 124ZM162 124H164V125H162ZM155 125V126H154ZM190 125H191V123H190ZM189 125V126H190ZM3 126H5V127H8V128H3ZM67 126V127H66ZM157 126V128H155ZM188 126V127H189ZM142 127V128H141ZM145 127V128H144ZM187 127V128H188ZM146 128H149V129H146ZM187 128L185 129V131L187 130ZM216 128H218L217 126H216ZM27 130L28 131V133H27V131H24V130ZM39 129H40V131H39ZM206 129H208V128H206ZM257 129V128H256ZM260 128H258V130H259ZM30 130V131H29ZM222 130H225L224 128H222ZM253 130H255V128H253ZM252 130V131H253ZM20 132H21V135H19L20 134ZM30 132V133H29ZM43 132V133H42ZM69 132V133H68ZM184 132V131H183ZM183 132H181V137L179 136L178 137V139H176L175 140V145L173 146V148H172V150H173V152L171 151V153L169 154V155H167L166 157H168V158H164V160H165V164H164V166H163V168H164V173L162 172L161 173V176H162V178L160 177V179H159V184H157L158 185V189H159V193H158V197H156V198H158V199H156L157 200V202H156V210H157V212L158 213H155V215L154 216H151V217H149V220L151 219V220H153V219H155V221L157 222V223H155V225L152 227V226H150V225H146L145 226V228L144 227H140L142 230H141V235L140 234H137L138 235V237H137V239L136 238H133V237H130V239L128 240L129 242H126V243H128L129 244V246H128V248H126V250L120 255V258L119 259H115V260H112V263H115V264H118L119 262V264H134L135 263V261H136V263L135 264H138V261H137V257H140V262H139V264H150L151 263V260L153 259V260H155V258H156V260L158 259V257H157V253H159V252H163V253H165L166 255H170V254H172L173 252H175L177 249H176V244H174L173 242H169L167 239H166V237H165V235L168 237L169 236V233L171 234V235H173V234H175V236L177 235L176 233H177V230H178V226H177V224L179 225V222H180V217L178 216L179 215V213L181 212V213H184V212H186V209L184 210V207L183 206H181L182 205V202H180V200L179 199H174L176 196H180V195H183V196H186L187 194L186 193H188V195H192V198L193 197H195V196H197V197H201V196H206L207 197V193H206V187L205 186H203V185H200L199 183V185H196V183H194V181H190V182H192L191 184L192 185H194V186H192L191 185V187H188V186H190L189 184H190V182L189 181H187L186 179H182V178H180V179H178V180H176L175 181V183H174V185H173V187H172V189H171V191H172V193H175V194H173V197L172 198H169V196H168V194L167 193H165V191L163 190L164 189V185H163V182L165 181V174H166V172L169 170V168L170 167H172V166H174V165H172L171 163H169L170 162V160H171V158L173 157V153L176 151V146H178L179 145V140H181V138H182V135H183ZM13 133V134H12ZM27 133V134H26ZM73 133V134H72ZM142 133V134H141ZM200 133V132H199ZM202 134H205V132H201ZM200 133V134H201ZM36 134H33V135H36ZM139 134H141V135H139ZM17 135H19V136H17ZM69 135V136H68ZM83 137H82V136ZM75 136V137H74ZM18 137H20L21 139H16V138H18ZM57 136H55V138H56ZM79 137H80V139H79ZM141 137V138H140ZM143 137V138H144ZM63 138V133L61 134V140L62 139H64ZM180 138V139H179ZM235 137H233V139H234ZM11 139V140H10ZM20 140V141H19ZM97 140L98 139H96V140H93V142H97ZM200 140H204V142L207 144V146L208 147H213L212 145H210L209 146V144L207 143L208 142V140L206 139H204V138H200ZM16 141H18V142H20V144L19 145H17V142ZM65 140H63V143L66 145V142H64ZM79 141H81V143H79ZM179 141V142H178ZM116 142V143H115ZM201 142H203V141H200L199 143H201ZM204 142L203 143H201L200 145H205L204 144ZM9 143L11 144V145H9ZM16 143V144H15ZM23 143L24 144H27V146H25V148H24V145H23ZM35 143H39L38 141H35ZM154 143H156V144H158V145H156V147H153V150H155L154 152L156 153L157 152V146H158V148L159 147H164V143L162 142V141H160L159 140V142L158 141H155V139H154V141L153 142H151V145H155ZM241 143V142H240ZM147 144V145H146ZM9 145V147H7ZM14 145V146H13ZM17 145V146H16ZM78 145V146H77ZM160 145V146H159ZM59 146V145H58ZM146 146V147H145ZM205 147V148H208V147ZM12 147V148H11ZM148 149V148H147ZM175 149V150H174ZM72 150V152L70 153V151ZM8 151H11V152H9L11 155H10V157H9V154L7 153ZM31 151V150H30ZM29 151V152H30ZM32 151H33V149H32ZM51 151H52V149H50L49 150V154H51ZM57 151H58V153H57ZM74 151V152H73ZM76 151V152H75ZM80 151H82V148L80 149ZM35 152V151H34ZM98 152H101V153H98ZM6 153V154H5ZM26 154V157L24 156L25 154ZM76 153V154H75ZM32 156L35 154V153H30ZM75 156H74V155ZM102 154V156H100ZM82 156V157H81ZM134 156V157H133ZM31 157V156H30ZM95 157V158H94ZM102 157V158H101ZM133 157V158H132ZM99 158H101L100 159V161H99V163H98V160H99ZM104 158V159H103ZM15 159V160H14ZM77 159H78V161H77ZM188 158H184L183 159V163L187 166V164L184 162L185 160H187ZM12 160V161H11ZM166 160H168V161H166ZM78 162V163H77ZM129 162H127V163H129ZM70 163V164H69ZM101 166H100V165ZM189 164H191V163H188V166L187 167H189L190 169H192V170H194V168H193V166H191V165H189ZM244 164H246V162H243V163H240V169H242L243 167H244ZM33 166V168H31L30 166ZM58 165V166H57ZM170 165V166H169ZM5 167H7V169L5 168ZM55 167H57L58 169L57 170H55L54 168ZM63 167V168H62ZM153 167V166H152ZM60 169L63 171H61L60 172ZM85 169V168H84ZM87 169L86 170H84L85 172L87 171ZM146 169H147V173H148V170H149V166H147L146 167ZM26 171V172H24V171ZM239 170V169H238ZM238 170H234V173L230 176V178H235L234 180L236 181V173H237V171ZM59 171V172H58ZM121 171V172H122ZM145 172V171H144ZM106 174V175H105ZM18 175H22V176H18ZM25 175V176H24ZM109 175H111V174H109ZM117 175H119L118 173H117ZM2 176V177H1ZM16 176H18L17 178H14V177H16ZM70 176H75L74 178H72V177H70ZM100 176V178H98ZM144 176V177H143ZM61 177V178H60ZM102 177V178H101ZM10 178V179H9ZM13 178V179H12ZM66 178H68V179H66ZM76 178V179H75ZM94 178V179H93ZM127 178V177H126ZM125 178V179H126ZM30 178H28V181L29 182H31V179L29 180ZM56 179V180H55ZM75 180V182H73V180ZM100 179V180H99ZM112 179H114L113 177H112ZM140 179V180H141ZM164 179V180H163ZM96 180H98V181H96ZM103 180V181H102ZM182 180H183V182H184V185L182 184L183 182H182ZM185 180V181H184ZM264 180V177H260V179L258 178V180L256 179L255 180V187L253 186V190H251L250 192H251V195L249 196V193L248 194H246V195H244V193H243V191L241 190V189H238L240 186L239 185H236L234 188H233V191H235V192H233V195L232 196H236V195H238L239 197H242V200H243V204H244V208L243 209H241V208H239V209H237V210H234V209H232V208H230V207H228V208H223V203H222V201H224L225 200V198L223 197V195L221 194V195H218V200H217V203L219 204H216V208L213 210L214 212H213V216H212V214L210 215V218L212 219L213 218V222H215V224H213L214 226H213V232L214 233H212V237H213V244L215 243V238H216V235L217 234H219V232L220 231H222V230H226V228H223V227H221V226H223V224L224 223H228L229 225H233L234 226V233H235V235L233 234L231 237H230V235L229 236H227V233H225L223 236H222V239H220L221 240V242H223V244L225 245L226 244V242H227V244H230V250H229V253L228 252H225L224 250H223V247H220L219 246V249H217L216 250V248H215V250H214V253H213V255H212V260H210V264H254V262H255V264H264V218H261L260 217V215H261V209H258V208H255V209H252V200L253 201H255V199H256V194H255V192L256 193H259V195H260V198H262V199H264V197H262L261 196V194L264 192V185L262 186V184H260L261 183V181H263ZM3 181V182H4ZM43 181V182H42ZM53 181V182H52ZM94 183H93V182ZM101 181V182H100ZM187 181V182H186ZM235 181H234V183H235ZM258 181V182H257ZM2 182V181H1ZM99 184H98V183ZM105 182V183H104ZM127 182H129L128 180H125V183H127ZM177 182V183H176ZM260 182V183H259ZM86 183V182H85ZM194 183V184H193ZM1 184V183H0ZM70 184V185H69ZM93 184V185H92ZM106 184L108 185V187L106 186ZM122 184V183H121ZM180 186H179V185ZM260 184V185H259ZM132 185H133V182H132ZM184 186V188H183V186ZM196 185V186H195ZM256 185H257V187H256ZM41 186V187H40ZM45 186H47V187H45ZM115 186V184L114 185H112V187H114ZM123 187H124V190H125V192L128 194V195H134L135 193H133L132 191H129V190H126L127 189V186H125V185H122ZM197 186L200 188V189H198L197 191H196V189H197ZM81 187V188H80ZM196 187V188H195ZM204 187V188H203ZM1 188V187H0ZM35 188V187H34ZM61 188V189H62ZM73 188H75L74 190H73ZM90 188V189H89ZM180 188V189H179ZM185 188H186V190H185ZM190 188V189H189ZM192 188H194L195 189V191H193L194 189H192ZM237 188V189H236ZM67 189H68V191H67ZM79 189V190H78ZM82 191H81V190ZM182 189H184L185 191L183 192V190ZM189 189V190H188ZM209 190H210V187L208 188ZM69 190H70V192H71V194H73V195H70L69 194ZM88 190V191H87ZM89 190H92V191H89ZM95 190V191H94ZM160 190H162V191H160ZM178 190V191H177ZM203 190V191H202ZM226 190V188L225 187H223L222 188V191H221V193H223L224 191ZM261 190H263V192L261 191ZM76 191H78V192H76ZM240 191V192H239ZM39 193L40 194V196L41 197H45V198H48V197H53V196H55L56 195V193H55V195H53V196H50L49 194H45V195H43L42 193ZM75 192V193H74ZM89 192H92V194L90 195V196H86V195H88V193ZM160 192H162V193H160ZM178 192H180V193H178ZM165 193V194H164ZM43 196H42V195ZM74 194H75V196H74ZM79 194V195H78ZM235 194V195H234ZM253 194H254V197L255 198H253ZM49 195V196H48ZM84 195V196H83ZM70 196V197H69ZM83 196V197H82ZM222 196V197H221ZM23 198V201H24V203L27 201V199H26V197L23 195L22 196ZM63 197V198H62ZM65 197V198H64ZM67 197V198H66ZM68 197H69V199H68ZM244 197V198H243ZM70 198H74L73 200L72 199H70ZM83 198V199H82ZM251 198V199H250ZM21 199V200H22ZM79 199V200H78ZM164 199V200H163ZM167 199H168V201H167ZM170 199V200H169ZM161 200V201H160ZM76 202V203H74V202ZM165 201V202H164ZM176 201V202H175ZM248 201H251L250 203H248ZM173 202H175V203H173ZM29 202H27L26 204H24V210L26 211H24L23 210V212H21V215H24L25 217H27V215L28 214H26L27 213V211L30 209V207H31V205H32V203H31V201H30V204H28ZM80 203V205H77V204H79ZM167 203V204H166ZM247 203V204H246ZM22 203H20L19 205H21ZM28 204V205H27ZM65 204H66V206H65ZM155 204V203H154ZM158 204V205H157ZM68 205V206H67ZM70 205V206H69ZM77 205V206H76ZM97 205V204H96ZM160 205V206H159ZM65 206V207H64ZM81 206V207H80ZM103 206V205H102ZM154 206V205H153ZM221 206V207H220ZM69 207H71V208H69ZM75 207V208H74ZM111 207H112V205H111ZM111 207H109L108 208V213H114L113 211H112V209H111ZM159 207V208H158ZM161 207V208H160ZM246 207V208H245ZM256 207V206H255ZM17 208H19V206L17 205ZM25 208H27V209H25ZM163 208V209H162ZM65 209V210H64ZM66 209H68L67 211H66ZM71 211H70V210ZM180 209V210H179ZM77 210H76V212H77ZM87 210H88V206H87ZM170 210V211H169ZM224 210V211H223ZM226 210V211H225ZM96 211H99V210H96ZM100 211H102V209L100 210ZM167 211V212H166ZM177 211V212H176ZM222 211V212H221ZM25 212V213H24ZM64 212V213H63ZM66 212V213H65ZM102 212H104V211H102ZM169 212V213H168ZM175 212H176V215H177V213H178V215L177 216H173V215H171V214H174L175 215ZM239 212V213H238ZM22 213H24V214H22ZM72 213V212H71ZM101 213V212H100ZM107 212H104L103 214H108ZM186 213H188V212H186ZM67 214V217L68 216H70V215H68ZM171 215V218H169V216L168 215ZM219 215H220V217H219ZM162 216V217H161ZM173 216V217H172ZM168 217V218H167ZM178 218V220H179V222H178V220H175V219H177ZM166 218V219H165ZM174 218V219H173ZM219 220H218V219ZM68 219H69V217H68ZM93 219V218H92ZM158 219V220H157ZM263 219V220H262ZM94 220H95V222H94ZM165 220V221H164ZM172 220H175V221H177V224H176V228H173V227H175V226H170V225H173V222H172ZM225 220V221H224ZM228 220V221H227ZM74 221V220H73ZM162 221V222H161ZM170 221V222H169ZM227 221V222H226ZM83 221H80V219L79 220H77L76 221V223L74 224V222L71 224V226H70V230L74 227V229L76 230L77 228H76V226L77 225H83V223H82ZM168 222V223H167ZM35 223V222H34ZM85 223H89L90 224V227L92 226V227H94V226H98L99 225V222H97L96 221V219H93V220H87V222H85ZM151 223H152V221H151ZM176 223V222H175ZM174 223V224H175ZM92 224V225H91ZM161 224V225H160ZM219 224V225H218ZM160 225V226H159ZM225 225V224H224ZM31 226V225H30ZM73 226V227H72ZM72 227V228H71ZM78 227V226H77ZM156 227V228H155ZM67 230L68 232H67V235L65 236V238L64 239H62L61 241H62V245H64V246H60V248L61 249H59V251H57L56 253H55V256L53 257H51V261H52V263L51 264H60L61 262H62V260L61 259H63V257H66V255L68 256V254L69 255H71L70 254V251L71 250H73L74 249V247H71L70 245H71V243H74V237L75 236H73L72 237V235L70 234V230ZM146 229V230H145ZM158 231H157V230ZM171 229V230H170ZM173 229H174V231H173ZM216 229V230H215ZM254 229H257V233H255L256 235H254ZM14 230V229H13ZM13 230L10 232L9 231V236H10V234L12 235L13 234ZM145 230V231H144ZM148 230V231H147ZM144 231V232H143ZM210 231H211V227H210ZM176 232V233H175ZM150 233V234H149ZM215 233H216V235H215ZM149 235H151L152 237H151V240H149ZM142 236V237H141ZM256 236V237H255ZM10 238V237H9ZM85 238V235H83L82 237H81V239L83 240ZM138 238H140L139 240H141V241H139L138 240ZM143 238V239H142ZM148 238V239H147ZM161 238H163V239H161ZM58 240L60 239V238H57ZM144 239H146V240H149V241H146V240H144ZM131 240H132V242H131ZM156 240V241H155ZM161 242H160V241ZM168 241V242H166V244H165V241ZM61 241H60V243H61ZM65 241H66V243H65ZM155 241V242H154ZM164 241V242H163ZM4 242H6L7 243V240L5 239V241H3V243ZM138 242V243H137ZM144 242H145V244H144ZM69 243H70V245H69ZM171 244V246H170V244ZM253 243V244H252ZM58 244V243H57ZM134 244V245H133ZM137 244H139V245H137ZM147 244H149V245H147ZM173 244H174V246H173ZM73 245V244H72ZM130 245H132V246H130ZM135 245H136V247H135ZM158 245V246H157ZM170 247H169V246ZM254 246V247H251V246ZM71 248H70V247ZM149 246V247H148ZM160 246V247H159ZM217 246V245H216ZM215 246V247H216ZM246 246V247H245ZM69 247V248H68ZM131 247H132V249H131ZM139 247V248H138ZM143 247V248H142ZM251 247V248H250ZM33 248V247H32ZM31 248V250H29V252L28 253H26L25 254V256L26 257H23V256H21V257H19V259L18 260H20V261H18L19 263L18 264H29V262L30 261H33V259H37V257L35 256L34 258H31L30 257V255L32 256L33 254H31L30 253V251H32L33 249ZM36 248V247H35ZM66 248H68V249H66ZM131 250H130V249ZM169 248V249H168ZM217 248H218V246H217ZM247 248L249 249V250H247ZM253 248V249H252ZM37 249V248H36ZM70 249V250H69ZM121 249V248H120ZM139 249V250H138ZM143 249V250H142ZM147 249V250H146ZM35 250V249H34ZM67 250V251H66ZM122 250V249H121ZM133 250H134V252H133ZM153 252H152V251ZM220 250H221V253H220ZM252 250H253V252H252ZM255 250V251H254ZM25 251H27L26 249H25ZM151 251V252H150ZM218 251V252H217ZM223 251V252H222ZM33 252H35V251H33ZM63 252L64 253H66L65 255L63 254ZM131 252H133L132 254H131ZM144 253V255H143V257H141L140 256V254L141 253ZM217 252V253H216ZM249 252H252V253H249ZM2 253V252H1ZM1 253H0V258H1ZM80 253H82V252H80ZM168 253V254H167ZM237 253H239V254H241V255H243L244 254V257H247L246 259V262L244 261H242V260H239V259H237ZM246 253H248V254H246ZM139 254V255H138ZM149 254H151V255H149ZM221 254V255H220ZM62 255H63V257H62ZM246 255V256H245ZM249 255V256H248ZM251 255H254V256H251ZM60 256V257H59ZM219 256H222V260L225 262V263H223V261H219ZM55 257H56V259H55ZM111 258V256H108L107 257V259H110ZM145 257V258H144ZM27 258H28V260H27ZM52 258H54V260L56 261H53L52 260ZM136 258V259H135ZM112 259V258H111ZM263 259V260H262ZM27 260V261H26ZM64 260H65V258H64ZM133 260H134V262H133ZM152 260V261H153ZM155 260V261H156ZM226 260V261H225ZM130 261V262H129ZM202 261V260H201ZM238 261H241V262H238ZM34 262V261H33ZM45 264H47V263H45Z\"/></svg>","mask_w":264,"mask_h":264},{"label":"snow or ice","instance_id":"6c2138e0","mask_svg":"<svg viewBox=\"0 0 264 264\" xmlns=\"http://www.w3.org/2000/svg\"><path fill=\"white\" fill-rule=\"evenodd\" d=\"M97 0H89L90 4L96 3ZM66 0H42L41 6L47 10L54 9L58 4H65ZM176 3L183 4L186 3V0H176ZM165 4L167 5V13H169L168 19V29L172 28H179L183 27L185 21L179 17L175 10L172 8L171 0H165ZM25 17L31 20H41L47 19V17H40L37 15L36 12L29 10L27 7L22 8L19 10ZM4 15H16V12L10 13H0ZM49 23L56 24L59 21L49 20ZM67 25H65L66 27ZM168 29H165L167 31ZM5 29L0 28V31ZM11 31V30H10ZM260 44L257 50L264 49V37H260ZM6 49L4 45H0V54L5 53ZM8 54L11 55L14 59H17L21 54L23 56H27L30 54V49H28L27 45H24L22 48H17L15 46H9L7 49ZM167 51L165 46V42L162 40L158 47V53L163 54ZM261 59H264V55L261 56ZM252 62V55H247L243 57V62L238 63L235 65L234 68H226L225 72L228 74L227 80L221 81V84L225 85L224 91L228 93H241L245 97H254L256 99V103H247L245 101L238 100L231 96H223L219 95V87L214 88L210 94L208 99H206L203 103V106L198 109L195 118L191 121V125L187 128V130L183 133L182 138L179 142V145L176 146V151L173 153V157L170 160V163L174 165L170 167V169L165 174V181H164V191L168 194L169 198L173 197V193L171 191L175 181L180 177L183 176L189 180H193L205 187L212 186L216 169L211 166L210 164L203 167H198L195 170L190 169L187 167L182 161L183 159L192 154L197 156H206L210 159H215L218 153L222 150V146L224 141L228 137V133L220 128L213 127L211 128V134L218 137L219 139H209L208 144L212 145V150H208L200 146V137L196 135L199 132L207 133L209 130L206 128L201 127L202 121H221L222 123L228 124L231 123L230 119L228 118L233 113H239L241 115V119L248 123L249 121H255L258 125H264V95L259 92L250 90L246 87H241L242 81H248L249 77L253 78L255 81H258L264 84V73H257L250 68V64ZM22 66H23V59H19V62L16 66V73L22 75ZM159 75V68L155 74L153 75V83L158 79ZM231 81L234 83V87L227 86L228 82ZM79 86H74L72 88L67 89L66 91H75L78 89ZM86 91V90H85ZM152 91V85H148L147 92L150 93ZM115 97L120 96V90L116 89L113 93ZM139 101L137 106L135 107L134 111L130 114V119H128L124 127L119 131L116 139L118 141V149L114 148L110 153L105 155V164H104V172L106 174H114L118 171L117 167V160L127 162V159L131 153L136 152L135 148L130 147L126 141L129 137H131L134 133V130L138 129V127L142 123V113L144 110L149 108L150 100L149 96L145 94V91L142 89L139 93ZM90 99V98H86ZM175 107V105H173ZM209 109L212 111V115H209ZM219 110V112L223 113V116L215 115L214 113ZM71 111V109H69ZM53 115L56 113L53 112ZM32 118V117H29ZM260 131L264 132V126L260 127ZM59 138V137H58ZM159 139H167L166 137H159ZM99 145H97L98 147ZM3 147V145H0ZM150 149L145 148L143 150L144 155L143 159L145 161L148 160ZM29 160H32V157H28ZM155 159L157 161L160 160L159 156H156ZM144 171L146 172L147 169L145 168ZM4 175H8V172L5 171ZM138 179L141 177L138 176ZM234 177L229 179H223L219 183L215 184V191L213 195H223L225 200H230L233 195V188L239 184V181H235ZM108 184H115V180L111 178V175H108L106 180ZM261 184L264 185V181H261ZM225 187L226 190L221 193V188ZM111 195H115V193H110ZM97 195H104L103 192L97 193ZM175 198L183 201L186 205L191 206V197L187 196H176ZM198 198V197H197ZM251 201H248L250 203ZM239 208L243 209L244 204L237 201ZM153 225H155L156 221L153 219ZM235 235V233H233ZM151 239V235H149V240ZM167 239L173 242L176 245H183L186 244L187 241L178 238L175 235H169ZM203 243V242H201ZM150 246V245H149ZM144 253L142 252L140 256L142 257ZM157 256L164 258L168 261V264H176L175 260L171 255H166L163 252L157 253ZM140 257H137V261L139 264ZM151 264H157V261L153 260ZM204 264H210V262L205 259ZM255 264V262H254Z\"/></svg>","mask_w":264,"mask_h":264}]
</instances>
